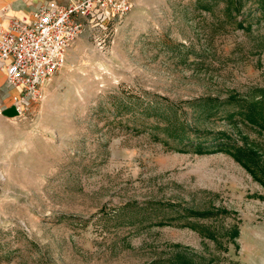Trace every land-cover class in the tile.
<instances>
[{"label": "rangeland", "instance_id": "obj_1", "mask_svg": "<svg viewBox=\"0 0 264 264\" xmlns=\"http://www.w3.org/2000/svg\"><path fill=\"white\" fill-rule=\"evenodd\" d=\"M258 2L131 0L85 24L35 109L0 113V264H264V188L183 147L224 133L264 168Z\"/></svg>", "mask_w": 264, "mask_h": 264}, {"label": "built area", "instance_id": "obj_2", "mask_svg": "<svg viewBox=\"0 0 264 264\" xmlns=\"http://www.w3.org/2000/svg\"><path fill=\"white\" fill-rule=\"evenodd\" d=\"M130 9L131 0H79L68 6L48 1L30 16L5 22L1 10L0 71L6 84L18 89L11 105L15 117L35 109L42 86L61 70L86 23L121 19Z\"/></svg>", "mask_w": 264, "mask_h": 264}, {"label": "trees", "instance_id": "obj_3", "mask_svg": "<svg viewBox=\"0 0 264 264\" xmlns=\"http://www.w3.org/2000/svg\"><path fill=\"white\" fill-rule=\"evenodd\" d=\"M257 10L264 17V3H257ZM253 112V109L251 110ZM249 113V115L251 114ZM239 115L238 122L242 120H247L248 123H253L254 120H250L249 117H245L242 113H237ZM231 118V117H230ZM262 124L264 120L261 121ZM194 134V141L186 140L183 145L185 148H191L197 154H205V153H213L219 151H227L232 157L239 163L251 176L252 178L258 182L264 188V168L261 165V159L258 153L249 146L237 145L230 137L225 135L224 133H212L207 131H201L198 129H190ZM208 143V144H207ZM185 150V149H181ZM183 218H198L209 216L208 213H200V212H192L190 210L186 211L182 209ZM237 235V231H234L233 238Z\"/></svg>", "mask_w": 264, "mask_h": 264}, {"label": "crops", "instance_id": "obj_4", "mask_svg": "<svg viewBox=\"0 0 264 264\" xmlns=\"http://www.w3.org/2000/svg\"><path fill=\"white\" fill-rule=\"evenodd\" d=\"M48 1H54L61 6H68L79 0H0L3 22L11 17L30 16L40 6ZM16 90V91H15ZM18 89L10 88L5 81L4 74L0 71V113L11 107ZM14 109V108H13ZM15 111V110H14ZM15 116V115H13Z\"/></svg>", "mask_w": 264, "mask_h": 264}, {"label": "bare ground", "instance_id": "obj_5", "mask_svg": "<svg viewBox=\"0 0 264 264\" xmlns=\"http://www.w3.org/2000/svg\"><path fill=\"white\" fill-rule=\"evenodd\" d=\"M43 87V86H42ZM16 91V90H15ZM16 97V96H15Z\"/></svg>", "mask_w": 264, "mask_h": 264}]
</instances>
